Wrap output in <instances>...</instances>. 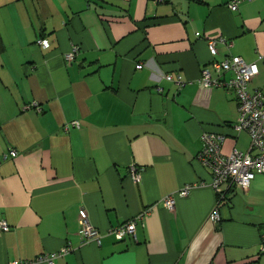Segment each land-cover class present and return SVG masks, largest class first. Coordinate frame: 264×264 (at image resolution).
Segmentation results:
<instances>
[{"label":"crops","instance_id":"1","mask_svg":"<svg viewBox=\"0 0 264 264\" xmlns=\"http://www.w3.org/2000/svg\"><path fill=\"white\" fill-rule=\"evenodd\" d=\"M230 1L0 0V264L65 246L54 264H264V173L224 188L213 222L219 200L196 159L205 131L226 136L224 153L250 142L234 91L203 86L202 66L256 62L249 90L264 93V0ZM145 209L135 237L108 232ZM82 215L100 244L78 235Z\"/></svg>","mask_w":264,"mask_h":264},{"label":"built area","instance_id":"2","mask_svg":"<svg viewBox=\"0 0 264 264\" xmlns=\"http://www.w3.org/2000/svg\"><path fill=\"white\" fill-rule=\"evenodd\" d=\"M242 1L244 0H231L227 6L230 10L235 11ZM220 40L223 41L222 39ZM36 43L44 48L49 46V42L43 38H38ZM215 44V40L208 41L209 49L213 56L216 54ZM77 50V47L73 46L70 51L65 53V61L71 62ZM135 67L140 69L143 64L137 63ZM227 71L233 72V76L228 80H224L221 74ZM258 72L259 68L256 62H246L239 56H229L222 60L213 59L200 69L198 81L203 86L225 87L234 91L239 114V121L234 125V128L238 133L241 131L246 132L250 139L249 148L246 152L232 148L228 153H224L222 148L226 140L225 135L208 131L201 134L202 148L197 153L196 159L210 169V185L215 192L219 193L220 198H223L224 188L226 187H235L246 191L250 186L251 180L257 174L264 173V93L258 89L249 90V83ZM161 77L166 80L176 81L178 86L184 84L179 76L174 78L169 73H162ZM31 108L40 110L36 102L27 103L22 107L23 110ZM69 125L78 127L79 122L77 120L71 121L64 126V129H68ZM10 154L11 156H16L17 153L15 150H11ZM129 173L134 181H138L139 174L136 166L130 165ZM188 188L187 186L183 187L177 192L179 195L184 196L187 194ZM162 203L168 210H173L175 203L173 195L164 197ZM218 204L219 201L209 214V219L213 222H217L220 219ZM149 211L150 209L143 210L136 217L109 229L108 232L113 234L118 240L126 236L135 237L136 222L142 220ZM0 230H9V225L3 219H0ZM78 235L86 242L95 241L97 244L101 242L100 232L85 215H82L79 219ZM69 250L70 247L65 246L58 251L42 254L34 259H15L7 264H37L39 262L54 264V260L57 257ZM261 250L264 251V245L261 246Z\"/></svg>","mask_w":264,"mask_h":264},{"label":"trees","instance_id":"3","mask_svg":"<svg viewBox=\"0 0 264 264\" xmlns=\"http://www.w3.org/2000/svg\"><path fill=\"white\" fill-rule=\"evenodd\" d=\"M162 1H163V0H162ZM216 194H217V197H218V200H219V203H220L221 199L225 198V195H223V198H220V197H219V193L216 192Z\"/></svg>","mask_w":264,"mask_h":264}]
</instances>
